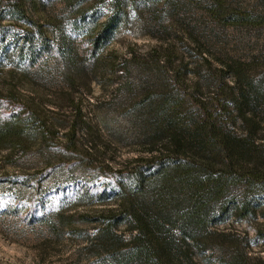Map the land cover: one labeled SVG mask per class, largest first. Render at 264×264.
<instances>
[{
  "label": "rangeland",
  "instance_id": "374dc122",
  "mask_svg": "<svg viewBox=\"0 0 264 264\" xmlns=\"http://www.w3.org/2000/svg\"><path fill=\"white\" fill-rule=\"evenodd\" d=\"M76 1H83L85 12L70 9L68 0H0V107L36 111L47 126L21 148H0V264H102L97 252L82 250L98 227L82 215L116 203V167L142 153L143 97L158 96L168 81L187 95L212 97V104L219 97L228 101L227 86L235 79L224 67L234 61L264 81V25H224L207 11L205 0H150L146 7L141 0H125L116 37L88 62L85 38L70 26L81 14L104 19L110 5ZM14 2L59 49L38 66L25 65L19 52L34 30L10 15ZM71 46L83 72L62 58ZM256 112L264 128V105ZM103 189L111 191L103 205L88 196ZM251 200L253 213L229 212L212 224L227 235L214 237L212 251L192 249L190 264H264V197L253 193ZM35 214L51 218L31 221ZM119 230L132 235L125 225Z\"/></svg>",
  "mask_w": 264,
  "mask_h": 264
},
{
  "label": "trees",
  "instance_id": "16d2710c",
  "mask_svg": "<svg viewBox=\"0 0 264 264\" xmlns=\"http://www.w3.org/2000/svg\"><path fill=\"white\" fill-rule=\"evenodd\" d=\"M205 1L207 11L224 25H264V0ZM82 2L68 0V7L83 13ZM141 2L146 7L150 0ZM125 4L109 0L110 13L104 19L81 14L71 24L72 32H82L85 38L88 62L96 61L111 45L122 25ZM9 13L34 30L19 50L25 65L38 66L59 51L41 23L19 3H11ZM73 48L62 58L77 73L83 72L73 60ZM246 67L237 61L225 65L235 81L227 86L229 100L216 97L217 105L212 97L172 89L168 81L158 96L143 97L144 149L116 167L112 176L116 203L94 216L82 215L85 222L98 225L82 250L97 252L102 264H190L192 249L212 251L214 237L227 235L212 230L213 223L222 222L229 212L241 217L254 212L251 196L264 197V137H258L264 128L256 112L264 105V81L248 76ZM226 118L233 123L226 124ZM46 130L36 111L0 107V148H21L27 138ZM31 177L28 184L37 179ZM110 192L103 189L88 196L103 205ZM47 218L51 217L35 214L31 221ZM121 225L132 232L130 237L119 230Z\"/></svg>",
  "mask_w": 264,
  "mask_h": 264
}]
</instances>
